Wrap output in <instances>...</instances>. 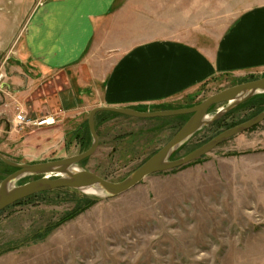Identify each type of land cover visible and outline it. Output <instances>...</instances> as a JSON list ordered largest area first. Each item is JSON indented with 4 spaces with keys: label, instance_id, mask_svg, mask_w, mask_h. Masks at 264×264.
Here are the masks:
<instances>
[{
    "label": "rangeland",
    "instance_id": "374dc122",
    "mask_svg": "<svg viewBox=\"0 0 264 264\" xmlns=\"http://www.w3.org/2000/svg\"><path fill=\"white\" fill-rule=\"evenodd\" d=\"M121 1L109 23L113 37L100 34L99 45L89 54L99 74L118 56L108 54L111 48L119 52L155 38L189 41L213 50L241 13L264 5V0ZM44 2L0 0V84L7 65L14 66L13 56L30 17ZM83 73L88 80L87 69ZM261 77L264 68L222 74L167 102L133 109L187 108ZM64 82L57 80L54 90L47 92L67 88ZM249 100L224 114L217 120L220 123L204 127L170 159L183 157L223 130L258 115V103ZM90 102L82 110L80 104L54 111L56 121L43 126L17 120L14 135L4 130L0 136V153L14 163L35 164L85 152L93 142L88 118L95 103ZM226 106H213L210 116ZM47 115L27 116L36 120ZM189 118H138L100 111L95 118L98 149L80 166L120 182ZM31 132L48 133V141L26 147L22 134ZM16 170L0 159V182ZM38 178L28 176L18 185ZM35 195L0 212V264H264V121L187 165L146 177L119 196L101 197L72 188ZM86 197L99 200L86 207ZM82 205V211L67 217Z\"/></svg>",
    "mask_w": 264,
    "mask_h": 264
},
{
    "label": "crops",
    "instance_id": "0c3cea01",
    "mask_svg": "<svg viewBox=\"0 0 264 264\" xmlns=\"http://www.w3.org/2000/svg\"><path fill=\"white\" fill-rule=\"evenodd\" d=\"M121 2L45 0L32 14L13 56L14 66L7 65L0 84V136L4 130L14 135L18 111L55 118L53 112L60 108L81 104L82 110L92 100L93 108L133 109L177 98L215 76L264 68V5H260L241 13L213 50L189 41L155 38L119 52L111 48L108 54L118 56L99 74L89 54L99 45L100 34L113 37L109 23ZM63 79L67 88L47 92ZM47 134L22 136L26 147L35 148L48 141Z\"/></svg>",
    "mask_w": 264,
    "mask_h": 264
},
{
    "label": "water",
    "instance_id": "95a60500",
    "mask_svg": "<svg viewBox=\"0 0 264 264\" xmlns=\"http://www.w3.org/2000/svg\"><path fill=\"white\" fill-rule=\"evenodd\" d=\"M259 94H264V77L222 90L209 96L202 102L187 108L143 112L131 108L96 107L90 111L88 118L93 142L91 147L85 152L35 164L14 163L0 153L2 161L17 168L15 172L0 182V212L20 200L59 188H72L84 192L87 188H94L102 193L96 196L101 197H114L124 194L139 185L146 177L157 172L187 165L210 153L231 137L263 122L264 110L245 122L223 130L185 156L174 160L170 159L176 151L204 127L214 123L227 112ZM224 103L227 104L226 108L210 116L209 110L213 106ZM100 111H111L138 118L180 115H190V118L162 148L139 166L130 176L120 182H112L80 166L82 161L92 156L98 149L99 137L95 128V118ZM73 167L75 170H73ZM28 176H40V178L18 185L19 181Z\"/></svg>",
    "mask_w": 264,
    "mask_h": 264
},
{
    "label": "trees",
    "instance_id": "16d2710c",
    "mask_svg": "<svg viewBox=\"0 0 264 264\" xmlns=\"http://www.w3.org/2000/svg\"><path fill=\"white\" fill-rule=\"evenodd\" d=\"M250 100H252V101H255V102H257L258 103V112L256 113V114H259V113H261L263 110H264V94H259V95H256V96H254V97H252ZM249 100V101H250ZM212 109V108H211ZM165 110V109H164ZM218 123H220V121H217L216 123H214L213 125H215V124H218ZM183 147V146H182ZM181 147V148H182ZM180 148V149H181ZM179 149V150H180ZM178 150V151H179ZM83 163V162H82ZM34 196H37V195H34ZM30 198V197H29ZM83 200H85V202H86V207H89V206H91V204H93L95 201H98L99 200V198H97V197H90V198H84ZM21 202V201H20ZM20 202H18V203H20ZM82 203H84V202H82ZM79 205H81V203L79 204ZM84 209V205H82V206H79V208L75 211V212H71L69 215H67V217H69V216H74L75 214H77L79 211H82Z\"/></svg>",
    "mask_w": 264,
    "mask_h": 264
},
{
    "label": "built area",
    "instance_id": "2783aa9c",
    "mask_svg": "<svg viewBox=\"0 0 264 264\" xmlns=\"http://www.w3.org/2000/svg\"><path fill=\"white\" fill-rule=\"evenodd\" d=\"M16 119L20 122V123H30L33 126H43L45 124H51L54 123L56 120L54 117H45L43 119H31L28 118V116L24 113L21 112L19 114L16 115Z\"/></svg>",
    "mask_w": 264,
    "mask_h": 264
},
{
    "label": "bare ground",
    "instance_id": "6f19581e",
    "mask_svg": "<svg viewBox=\"0 0 264 264\" xmlns=\"http://www.w3.org/2000/svg\"><path fill=\"white\" fill-rule=\"evenodd\" d=\"M73 170H75V168ZM85 192L92 194V195H98L101 193L100 191H97V189H94V188H87V189H85Z\"/></svg>",
    "mask_w": 264,
    "mask_h": 264
}]
</instances>
